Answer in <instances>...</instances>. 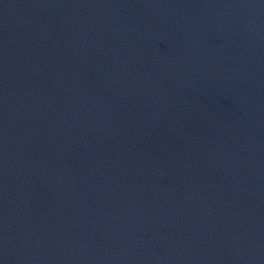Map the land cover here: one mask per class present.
Masks as SVG:
<instances>
[{"label":"water","instance_id":"1","mask_svg":"<svg viewBox=\"0 0 264 264\" xmlns=\"http://www.w3.org/2000/svg\"><path fill=\"white\" fill-rule=\"evenodd\" d=\"M0 264H264V0H0Z\"/></svg>","mask_w":264,"mask_h":264}]
</instances>
